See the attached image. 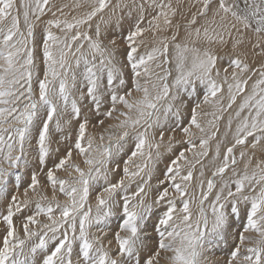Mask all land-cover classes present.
<instances>
[{
	"label": "snow or ice",
	"instance_id": "1",
	"mask_svg": "<svg viewBox=\"0 0 264 264\" xmlns=\"http://www.w3.org/2000/svg\"><path fill=\"white\" fill-rule=\"evenodd\" d=\"M63 7L51 0H0V201H4V210L0 211V264H29L28 257L38 250L47 251L37 264H161L162 260L165 264H207L205 250L215 240L225 239L234 225L230 234L235 244L227 264H264V159L249 172L253 156H248L243 173L233 171L236 178L225 181L209 202L216 188L214 178L222 177L237 164L234 149L247 146L249 138L252 149L264 143V64L259 69L250 68L235 52L222 66L224 57L215 50L229 45L236 50L247 40L253 53L264 56V0H202L198 11L187 21L183 35L180 26L173 25L177 9L172 0H117L115 4L111 0H89V10L71 18L64 15ZM105 9H110L111 15L107 19L101 15L93 30L94 18ZM48 12L51 18L46 21L38 45L37 22ZM209 12L210 21L197 26L198 17H208ZM126 18H133L134 22L122 37L126 43L124 60L117 61V39L113 37L105 43L106 32L102 34L101 24L107 26L115 21L120 25ZM169 29L175 31L160 36ZM146 33L153 38L150 45L145 40ZM38 46L42 49L43 68L37 63ZM81 64L86 82L83 90L77 87L78 74L74 71ZM104 72L107 79L101 84L98 73ZM257 72L259 78L249 89V81ZM72 90L80 92L81 102L91 101V111L97 116L92 127L102 128L98 137L89 134L90 121L87 116L81 119V107L76 99H70ZM184 94L189 99L202 95L191 108L189 126L181 128L186 136L192 135L193 126L204 131L197 120L201 105L213 104L220 113L236 105L227 121L229 131L233 120L236 122L234 142L226 148L213 178L207 180L206 191L201 182L198 212H193V199L188 193L192 172L180 175L179 161L187 159L180 151L167 167L165 179L156 186L152 204H146L141 196L151 179L150 173L131 196L122 177L102 187L93 216L91 207L86 208L91 191L97 181L107 182L110 173L120 170L117 158L129 140L134 147L123 161L124 177L139 176L144 170L136 165L137 171H129L133 158L146 156L151 161L153 149L159 158L166 132L164 120L174 108L179 113ZM58 103L65 110L70 103L78 126L73 131L72 120L65 121L69 134L62 138L64 152L48 167L49 157L60 153V148L51 147L49 139V124L58 113ZM104 103L109 106L102 111ZM41 110L46 119L38 128L37 168L46 177L52 194L50 198L44 194L45 186L34 169L24 198L19 199L16 191L9 192L10 178L17 177L13 187L18 191L19 175L14 170L31 166L27 153L30 127L39 119ZM213 115L216 120L223 118ZM107 120L117 123L103 127ZM56 127L63 132L59 120ZM109 129H119V133L113 135ZM172 140L169 136V151ZM187 143L196 147L190 139ZM206 145L207 140L201 139V148ZM216 155H220L219 146ZM246 155L243 150L239 153L241 160ZM61 171L64 177L57 175ZM165 184L168 186L161 187ZM29 191L48 203L37 201L34 209H29ZM118 192L125 194L121 197V223L114 235L113 249V242L105 243L103 235L90 238L89 229L95 226L103 233ZM58 194L65 197L63 203ZM154 205L160 210L158 215L153 211ZM26 211L28 214L17 225L16 218ZM37 217H44L45 222L41 224ZM29 241L33 243L25 252Z\"/></svg>",
	"mask_w": 264,
	"mask_h": 264
},
{
	"label": "rangeland",
	"instance_id": "2",
	"mask_svg": "<svg viewBox=\"0 0 264 264\" xmlns=\"http://www.w3.org/2000/svg\"><path fill=\"white\" fill-rule=\"evenodd\" d=\"M51 1H57V0H51ZM61 1H62V4L65 5V6H68L71 3H77L78 2V0H77V2H75V0H74V2H73V0H60V2ZM79 1L80 2H84V5H82L83 6L82 9H84V8L85 9L82 10V12L80 11L79 13L74 14V15H81V14H83V13H85V12H87L89 10V8H88L89 1L88 0H86V1L79 0ZM200 1L201 2H198V5L201 6V4H199V3H202V0H200ZM80 2H78V3H80ZM111 3H112V0H111ZM198 5H197L198 8L196 7L188 15V20L191 19L192 14H194V13H196L198 11V9L200 8V6H198ZM58 16H60V15H58ZM71 16H68V17L71 18ZM50 18H51V16L48 19H50ZM203 18L204 17H198L199 20H201ZM172 19H173V17H172ZM187 21H185L184 23L177 22L174 25H176V24L179 25L180 26L179 31L181 30L184 33L186 25H187ZM133 22H134L133 18H126L122 22V24L117 26L116 22L114 21V25H113L114 27H112V30L114 29L115 31L114 30H113V32L111 31V33L113 35L112 36L110 35L111 37L106 38L107 40H109V39H112L113 37H115L117 39L118 45L120 44L119 48H118V51H117V56H116L117 61H123L124 60L123 53H124L125 48H126V43L122 39V37L127 34L128 30L130 28V25ZM201 22L198 23V26L202 25ZM92 23L94 24L95 21L93 20ZM112 24H113V22L111 24H109V25L111 26ZM101 25H103V24H101ZM94 26L95 25H93V30H94ZM22 27H23V23H22ZM44 28L45 27L38 28L37 31H36V39H37V44L38 45H39V42H40L41 37L43 35ZM120 28H121V30H120ZM84 30H87L86 26H85ZM168 31L170 32V29L167 30V31H164L163 33H168ZM172 31H175V29H173ZM146 36L150 37L151 34L150 33H146L145 34V40L148 42ZM152 40H153V38L151 36L150 37V41L152 42ZM105 43H107V41ZM141 51L143 52L144 49L142 48ZM235 52H239L240 58L242 60H244V62L247 61V58L243 54L240 53L239 48L236 49V50H233L231 48L230 50H228V51L226 50V52H223V53H227V56H224V54H223L224 59L221 61L222 63L220 62V65L226 66L228 64V62H229L230 56L231 55L233 56ZM41 59H42V49L38 46L37 47V63H38V65H40L41 68H43V64L41 63ZM224 62L227 63V64H223ZM260 63L264 64V60H262ZM261 64L259 65V63H257L256 65L253 66V68L259 69ZM81 69L82 70H79V72H78L79 73L78 74V78H79V83L78 84L80 85L79 89L83 90L84 89V85H85L86 82L83 81V78H82V75H81V73H83V67ZM156 71H159V70L156 69ZM230 71L231 70L229 69V72ZM125 72H126V75H127V70H125ZM98 74L101 76V84L106 83V79H107L106 72L98 73ZM258 78H256L255 75H253V77H252V79H254V80H256ZM253 82L254 81H249L250 85ZM34 87H37V86L34 85ZM79 96H80V92L78 91V94L76 95L75 99L77 100L78 105L81 107V119H83L85 116L88 117V119L90 121V124H89V129L90 130L88 129V132H89V134L95 135V136L98 137L99 133L102 131V128L100 126H97L95 128L92 127V125L96 123V119H97L96 114L93 111H91L92 103H91L90 100H85V101L81 102L79 99H77ZM182 97H183L182 99L184 101V104L180 105V111H179L180 115H179V113L178 114L174 113V111H175V108H174L173 112L168 114L169 116H167L166 121L164 120L165 121V125H166V132L168 134L166 132L165 133L167 135L170 134L169 136H172L173 139H174V140H172L171 151H169L168 148H167L168 147V142H167L166 145H163V148L165 150V152H164L165 155H163L160 159H158L159 161H157V162L154 161V163H151V165H148L149 161L147 160V158L140 157V156H137V157L133 158V160L131 161L132 163L131 162L129 163V171H130V168H131L130 172L137 171L136 165H139L141 168H143L144 170L146 169V170L142 171L139 176L133 177V179H131L132 177L131 178H128V177L125 178L124 177V173H123V168H124L123 161L128 159V157L130 155V150L134 147L133 141L129 140V142L127 144H125L126 146H124L123 152L117 158V162L120 164V170H118L115 173H110L111 175L108 177L107 183L116 182L117 180H119V179H121L123 177L124 180H125V184L128 183L126 185L130 186V187L127 188V194L129 196H131V194L137 190V186L140 183H142V181L145 178L148 179L147 176L150 173L151 174V179L148 181V184L145 186V193H142L141 196L143 197V199H144L146 204H152L154 199H155V197H156V194H157L156 186L158 185L160 180H164L165 179V173H166L167 167L171 164V161L173 159H176V157L179 155L180 151H184V153L188 154L189 157L187 155H185V157L186 156L188 157V161H187V159L185 161L184 160H180L179 161V164L181 162L182 163L184 162L183 164L181 163L182 165L180 164V175L181 176L182 175H186L189 170L192 172V175H193L194 178L190 182H188V193H189V198L193 199V203L191 204V208H192L193 212L196 213V212H198V200L200 198V193H201V188H200L199 184H201V182L203 181V184H204V189L203 190H205V191L207 190V180L210 179V178H213L212 177V173L215 171V169L217 167H219L221 165L223 156H224L225 151H226V148L230 147L232 145V143L234 142L232 137H233V133L235 131V129L233 130V128H235V123L236 122H235V120H233V125H232V130L233 131L232 130L229 131L226 122L228 121L229 115L234 111V109L229 110L226 113L224 112V113L220 114V112L217 110V107L216 106L214 107L213 104H211V105L203 104V105H201V108L197 110L198 111L197 119H198V122L201 124V127L204 129V131L201 132L199 129H196L193 126L190 129L192 135L191 136H186L181 131V128L189 126V121L191 119V108L194 106V104L197 101V99H202V95L198 94L197 97H193L191 99H189L187 94L182 95ZM225 99H227V92L224 91V100ZM238 100H240L239 97L237 98V104H239V102H240ZM226 103L227 102L225 100V104ZM108 106L109 105L107 103H104L102 111L106 110ZM205 107H207V108L209 107V108L206 109ZM233 107L236 109V105H233ZM210 108H212L213 110L210 109ZM71 111L72 110H71L70 103H69V107L66 110L63 109L58 103V113H57L56 116H54L52 122L49 124V139L52 142L51 143V147L53 149L60 148V153L59 154H55L54 153V154H52L49 157L48 167L52 166V161L56 160L57 155H60V154H62L64 152V146L63 145H65V142H64V140L62 138H63L64 135L69 134V128L65 125V121H67L69 119L72 120V130L73 131L78 126L77 121L74 119V117L71 114ZM214 113L217 114V115H219V114L222 115L223 118L220 119V121L216 120L214 118V115H213ZM38 117H39V119L34 120V124L30 127V133H31V135L29 137L30 147L26 146L27 147L28 158H29V160L31 162V166L29 168H25V167L21 166V168L19 170H14V171H18V175H19V185H20V187H19L18 191L16 189H14V187H13V185H15L17 183V177L14 175V176H12L10 178L9 192L11 193L13 191H16V194L18 195L19 199H23L24 198L23 197L24 189L28 186V183L30 182L31 172L34 169L38 173V178L40 180L41 185L45 186L44 189H42L44 194H46L49 198L51 197V194H52L50 187H48L47 184H46V177L43 175L42 172L39 171V168H37L38 161H37L36 157L38 155V128L42 127L41 121L43 119H46V115H45L43 110H41L38 113ZM100 118H102V117H100ZM57 120L60 121L61 127L64 129L63 132L57 130V127H56ZM110 121H115V120H107L103 127H107L109 125ZM219 123H220V125L218 126ZM208 124H210V125H208ZM172 129H175V131H172ZM207 129H209V130H207ZM109 131L112 132L113 134L118 132L117 129H109ZM213 133H215V135H213ZM105 136H106L105 142H107V133L105 134ZM182 137H183V140H182ZM203 138H204V140H207V145L205 147L201 148L200 141ZM187 139L188 140L190 139L192 141V144H195L197 146V147H195L197 149H195V148L193 149L192 145L187 143V141H188ZM249 140H250L248 142L249 144L247 145L249 148L246 147V146H244V147L237 146L236 149H234V155H235V157L237 159V164L234 166V168L230 167L229 170H227L226 173L223 175V177L217 175L214 178L215 182H216V188L213 190V193L209 196V202L212 199H214L215 192L219 190V188L223 185V183L225 181L231 182L232 180H234L236 178L233 175V171L239 172V173H243L244 165L247 162L248 156H254L253 157L254 158L253 159V166L249 167V169H248L249 172H251L253 170V167H254L255 163L257 162V160L260 161V159H264V150H263L264 148H262V150L259 148V146H262V145L264 147V143L258 144L256 146V148H255L256 150H255V149H252L250 147V145H251L250 142L252 141V138H249ZM175 141H177V142H175ZM221 144H222V146H221ZM217 146H219V153H221L219 155V157H217V155H216ZM244 148H246V149H244ZM145 150L148 151L147 148H145ZM191 150H193V151H191ZM242 150L246 151V153H247V155L245 156V158L243 160H241L240 156H239V153ZM147 151H145V153H147ZM204 151L207 152L206 156L202 155V153ZM152 152H155V149H153ZM74 156H75V153H74ZM190 156L191 157L193 156V158H191ZM139 158H142L143 160L142 159L140 160ZM78 159L79 158H77V160ZM192 159H195V160H192ZM145 164H147V168H144ZM162 165H164V166H162ZM110 166L114 167V165H110ZM26 171H27V173H26ZM45 171H46V169H45ZM159 171H161V172H159ZM201 172H203V176H201ZM197 173L199 175H197ZM57 175L60 176V177H64L65 173L61 171V172H58ZM142 175H144V177ZM130 181H131V183H130ZM177 182H180L179 177H177ZM104 186H106V181H104V180L103 181L102 180L97 181L96 184H95V187L91 191L90 198H89L88 204L86 205V208L88 206L91 207L93 216H95V214H96V196L100 192L102 187H104ZM165 186H168V185L165 184V185H162L161 187H165ZM233 190H234V186H233ZM172 191L173 190L171 188H169V192L172 193ZM124 194L125 193H123V192H118L116 194V196H115L116 204L112 208V215L106 221L107 227H104L103 233L98 231V229L95 226L89 229L90 238L95 237V236H99V235H103L105 243H107L108 240H111L113 242V244H112L113 249L116 247L115 240H114V235H115V232L119 230L118 229V225L121 223L120 217H121L122 213L120 211V205L122 204L121 197ZM29 197H30L29 209H34L35 203L37 201H39L42 204H47L48 203L47 200L41 201L40 197L38 195H36L35 193L32 194L31 191H29ZM58 199L63 203L64 200H65V197L63 195H59L58 194ZM133 203H135V201H133ZM3 204H4V201H0V211L4 210L3 209ZM180 206H181L180 199L177 198V207H180ZM205 207L206 208L208 207V202L205 203ZM153 211L158 215L160 210L154 205L153 206ZM27 214L28 213L26 211L24 214H22V215H20V216H18L16 218L15 222L17 223V225H19L20 221L24 218V215H27ZM37 219L41 222V224L45 222V218L44 217H37ZM153 219H154V217H153ZM2 228H3V225L0 224V230H2ZM234 228H235V225L233 226V229H228L229 235H227L225 239H223V240H215L214 244L210 247V249H206L205 250V256H206V259H207V264H227V261H228V259L230 257V252L233 250V247H234V244H235L233 236L230 234L234 230ZM148 231H149V233H151V231H152L151 222H149ZM121 234L123 235V233H121ZM252 235L255 236L254 233ZM22 236H23V233L21 232V237ZM32 243H33V241H29L28 246H26V248H25V252L28 251V247H30ZM45 251H47V250H38L37 253L34 256H29L28 257L29 264H37V262L40 260L41 256L44 254ZM73 258L75 260V251H74ZM161 264H165V262L162 260Z\"/></svg>",
	"mask_w": 264,
	"mask_h": 264
},
{
	"label": "bare ground",
	"instance_id": "3",
	"mask_svg": "<svg viewBox=\"0 0 264 264\" xmlns=\"http://www.w3.org/2000/svg\"><path fill=\"white\" fill-rule=\"evenodd\" d=\"M83 1H86V0H83ZM89 1V0H88ZM73 2H74V0H73ZM75 2H77V0H75ZM78 2H80L79 0H78ZM77 2V3H78ZM117 2V0H112V4H115ZM201 2V1H200ZM51 3L52 4H54V5H56V6H58V7H63V6H65V5H63L62 4V1L60 2V0H57V1H51ZM77 3H71V4H69L68 6H66V7H63V12H64V15H67V16H71V15H74V14H77V13H79L80 11L82 12V10H84V9H82L83 8V6L82 7H80V8H76L75 7V5L77 4ZM83 3V4H82ZM172 3H173V7L174 8H176L177 9V12H176V15H175V17H173V19H172V21H173V25L175 24V23H177V22H181V23H184L185 21H187L188 20V15L190 14V12H192L196 7H197V5H198V0H172ZM80 4H82V5H84V2H80ZM199 4H201V3H199ZM198 6H200V5H198ZM111 7V6H110ZM87 8V7H86ZM198 8V7H197ZM53 10H55V9H53ZM192 14V13H191ZM57 15H61L59 12L57 13ZM104 16V18L105 19H107L108 18V16H110L111 15V12H110V9H106L102 14H99L95 19H94V21H95V23L93 24V25H95L96 23H99L100 22V16ZM51 16V13L50 12H48V13H46V15H44L42 18H41V21L40 22H37V27H36V31H37V29L38 28H43V27H46V21L48 20V18ZM69 18V17H68ZM210 18H211V12H209V14H208V17H204L203 19H201V20H199V22H201L202 23V25H204L205 24V21L206 20H209L210 21ZM200 23V24H201ZM114 25V21H113V24L110 26V25H107V26H105L104 24L103 25H101V31H102V34H105V32H106V38H108V37H111L113 34L111 33V31L113 32V30H112V27H114L113 26ZM177 25V24H176ZM118 26V25H117ZM198 26V25H197ZM127 28V27H126ZM45 29V28H44ZM120 30H121V28H120ZM126 30V29H125ZM172 30L173 29H170V32L168 31V33H160V36H168V35H170L171 34V32H172ZM115 31V30H114ZM124 32V31H123ZM126 32V31H125ZM180 33H181V35H183V31H181L180 30ZM166 34V35H165ZM111 35V36H110ZM234 35V37H235V34H233ZM151 37V36H150ZM150 37L149 36H146V38H147V40H148V44L150 45L152 42L150 41ZM106 41H107V39H106ZM105 41V42H106ZM120 45V44H119ZM85 47H87V45H85ZM231 49V45H229L227 48H217V49H215V50H217L219 53H220V55L221 56H223V54H224V56H227V53H223V52H226V50L228 51V50H230ZM239 51H240V53L241 54H243L246 58H247V61H246V63L249 65V67L250 68H253V66L254 65H256L257 63H259V65L261 64L260 62L262 61V60H264V56H260V55H257V54H255V53H253V51H252V48H251V45L250 44H248V42H247V40H245V44L243 45V46H241L240 48H239ZM232 56V55H231ZM246 60V59H245ZM244 61V60H243ZM73 62V65H74V60L72 61ZM222 63V62H221ZM223 64H227V63H223ZM82 67H84L83 66V64H81V66H80V68L79 69H76L75 67H74V71H76L77 72V74H79L78 72H79V70H82L81 68ZM154 67V66H153ZM257 69V68H256ZM231 71H232V69H230ZM230 71V72H231ZM255 76H256V78H258V73H256L255 74ZM250 81H255L254 79H252V80H250ZM70 83H71V81H70ZM78 83H79V78H78ZM249 85H250V83H249ZM79 84L77 85V87L79 88ZM251 88V85L249 86V89ZM224 91L225 92H227V85H225L224 86ZM78 94V91H75V90H72L71 91V96H70V99H75L76 98V95ZM183 98V97H182ZM77 99H79V97L77 98ZM226 100V102H227V99H225ZM238 101H240V100H238ZM209 105H211V104H209ZM186 106V105H185ZM182 107V106H181ZM215 107V106H214ZM206 109H208L207 107H205ZM210 109H212V108H210ZM233 109L235 110V108L233 107ZM213 110V109H212ZM184 111V110H183ZM206 111V110H205ZM174 113L176 114V112L174 111ZM226 113V112H225ZM170 114V113H169ZM173 114V113H172ZM221 114V113H220ZM219 114V115H220ZM179 115H180V112H179ZM202 115V114H201ZM217 115V114H216ZM169 116V115H168ZM214 118H215V116H214ZM228 118V117H227ZM164 118L162 117V120H163ZM226 119V118H225ZM198 120V119H197ZM207 120V119H206ZM215 120V119H214ZM166 121V120H165ZM164 121V122H165ZM220 121V120H219ZM226 122V121H225ZM115 124V123H117L116 121H110V123L109 124ZM207 123V122H206ZM227 123V122H226ZM205 125V124H204ZM207 125V124H206ZM208 125H210V124H208ZM220 125V123L218 124V126ZM168 126V125H167ZM205 127V126H204ZM207 127V126H206ZM235 128H233V130H234ZM90 130V129H89ZM118 130V132H116V133H114L113 135H115V134H118L119 133V129H117ZM207 130H209V129H207ZM206 130V131H207ZM216 130V129H215ZM232 130V131H233ZM92 132V131H91ZM194 132V131H193ZM213 132V131H212ZM167 133V132H166ZM165 133V139H164V143L161 145V148H160V156H159V158L158 159H160L163 155H165V150H164V148H163V145H166V143L168 142V137H169V135H167ZM170 133V132H169ZM219 133V132H218ZM183 134V133H182ZM206 134V133H205ZM233 138V137H232ZM204 139V138H203ZM211 139V138H210ZM174 140V139H173ZM178 140V139H177ZM181 140V139H180ZM182 140H183V137H182ZM181 140V141H182ZM188 140V139H187ZM210 141V140H209ZM250 141V140H249ZM175 142H177V141H175ZM252 142V141H251ZM250 142V143H251ZM232 143V142H231ZM175 144V143H174ZM173 144V145H174ZM223 144V143H222ZM222 144H221V146H222ZM249 144V143H248ZM209 145V144H208ZM225 145V144H224ZM227 145V144H226ZM64 146V145H63ZM126 146V145H125ZM165 147V146H164ZM197 147V146H196ZM246 147H248V146H246ZM168 148V147H167ZM193 148V147H192ZM195 148V147H194ZM193 148V149H194ZM249 148V147H248ZM258 148V147H257ZM259 148L262 150V148H264L263 147V145L262 146H259ZM195 149H197V148H195ZM242 149V148H241ZM244 149H246V148H244ZM243 149V150H244ZM206 150V149H205ZM256 150V149H255ZM264 150V149H263ZM145 151H147V150H145ZM167 151V150H166ZM191 151H193V150H191ZM258 151V150H257ZM197 152V151H196ZM205 152V151H204ZM249 152V151H248ZM261 152V151H260ZM167 153V152H166ZM170 153V152H169ZM223 153V152H222ZM196 154V153H195ZM200 154V153H199ZM221 154V153H220ZM261 154V153H260ZM185 155H187L188 156V154H185ZM198 155V154H197ZM168 156V155H167ZM186 156V157H187ZM200 156V155H199ZM257 156V155H256ZM189 157V156H188ZM188 157H187V161H188ZM191 157V156H190ZM196 157V156H195ZM254 157V156H253ZM144 158H146V157H144ZM165 158V157H164ZM191 158H193V156L191 157ZM198 158V157H197ZM140 160L142 159V158H139ZM157 158H156V153L155 152H153V159L151 160V161H149V163H148V165H151V163H154V161H159ZM200 159V158H199ZM254 159V158H253ZM260 159V158H259ZM143 160V159H142ZM191 160V159H190ZM189 160V161H190ZM192 160H195V159H192ZM197 160V159H196ZM261 160V159H260ZM136 161V160H135ZM145 161V160H144ZM185 161V160H184ZM186 161V162H187ZM258 161V160H257ZM134 162V161H133ZM137 162V161H136ZM135 162V163H136ZM155 162V163H156ZM165 162V161H164ZM192 162V161H191ZM190 162V163H191ZM132 163V162H131ZM182 163V162H181ZM180 163V164H181ZM184 163V162H183ZM182 163V164H183ZM193 163V162H192ZM206 163V162H205ZM143 164V163H142ZM181 164V165H182ZM195 164V163H194ZM135 165V164H134ZM141 165V164H140ZM155 165V164H154ZM190 165V164H189ZM159 166V165H158ZM162 166H164V165H162ZM111 167V166H110ZM199 167V166H198ZM151 168V167H150ZM137 169V168H136ZM146 170V169H145ZM145 170H143V171H145ZM148 170V169H147ZM239 170V169H238ZM130 171H131V168H130ZM162 171V170H161ZM161 171H159V172H161ZM198 171V170H197ZM26 173H27V171H26ZM144 173V172H143ZM152 173V172H151ZM27 175V174H26ZM111 174H109V176H110ZM147 175V174H146ZM158 175V174H157ZM197 175H199L198 173H197ZM143 177H144V175H142ZM142 177V178H143ZM148 177V176H147ZM223 177V176H222ZM126 178V177H125ZM129 178V177H128ZM194 178V177H193ZM198 178V177H197ZM131 179H133V177L131 178ZM100 180H102L103 181V179H100ZM99 180V181H100ZM144 180H146V178L144 179ZM110 181V180H109ZM194 181V180H193ZM133 182V181H132ZM137 182V181H136ZM135 182V183H136ZM139 182V181H138ZM107 183V182H106ZM130 183H131V181H130ZM129 183V184H130ZM134 183V182H133ZM126 184H128V183H126ZM193 184V183H192ZM134 185V184H133ZM200 185V184H199ZM47 187V186H46ZM128 187H130V186H128ZM127 187V188H128ZM197 187V186H196ZM130 190V189H129ZM199 192V191H198ZM195 193V192H194ZM197 193V192H196ZM33 194V193H32ZM192 194V193H191ZM190 194V195H191ZM199 197V196H198Z\"/></svg>",
	"mask_w": 264,
	"mask_h": 264
}]
</instances>
